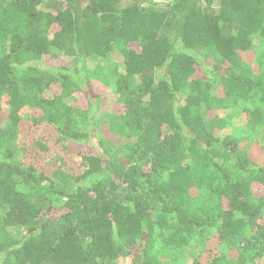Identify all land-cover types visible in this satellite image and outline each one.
<instances>
[{"label":"trees","instance_id":"obj_1","mask_svg":"<svg viewBox=\"0 0 264 264\" xmlns=\"http://www.w3.org/2000/svg\"><path fill=\"white\" fill-rule=\"evenodd\" d=\"M123 259L264 264V0H0V264Z\"/></svg>","mask_w":264,"mask_h":264},{"label":"rangeland","instance_id":"obj_2","mask_svg":"<svg viewBox=\"0 0 264 264\" xmlns=\"http://www.w3.org/2000/svg\"><path fill=\"white\" fill-rule=\"evenodd\" d=\"M114 60L115 61H120L121 59H120V57L118 56V55H115L114 57ZM47 61V60H46ZM47 63V62H46ZM96 86H99V88L100 89H103L104 87L100 84V83H97V85ZM103 87V88H102ZM99 89V90H100ZM107 89V88H106ZM106 89H104V90H106ZM108 90L110 91V94H109V99H108V101H107V103L105 104V105H101L100 107H98V109H97V115L99 116V117H106L109 113H111V111H113L112 110V106H113V100L115 99V94H114V89L113 88H111L110 86H108ZM108 90H106V92H108ZM77 97H78V94H74L73 95V98H72V102L73 101H75L76 99H77ZM117 109V108H116ZM108 113V114H107ZM28 115H29V113H28V111H24L23 112V117L24 118H26V119H28L27 117H28ZM236 120H238L237 122L238 123H240L241 121L239 120V118H235V122H236ZM79 149H81L82 151H84V152H86V151H89V149L88 148H86L85 146H80V147H78ZM222 248H223V246H222ZM118 264H130V260L129 259H123V260H120L119 262H118Z\"/></svg>","mask_w":264,"mask_h":264}]
</instances>
